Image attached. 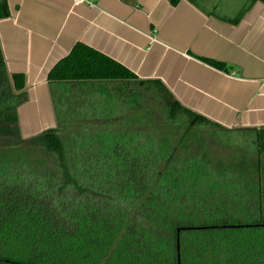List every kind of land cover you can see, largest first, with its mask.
<instances>
[{
    "label": "trees",
    "instance_id": "obj_1",
    "mask_svg": "<svg viewBox=\"0 0 264 264\" xmlns=\"http://www.w3.org/2000/svg\"><path fill=\"white\" fill-rule=\"evenodd\" d=\"M188 1L231 24L264 4ZM7 14L0 0V19ZM47 81L56 126L22 138L24 76L7 71L0 46V264H177V240L180 264H264V126L224 128L171 100L158 81L148 83L168 98L165 122L147 111L124 126L115 116L135 114L141 96L122 93L146 82L79 42ZM75 87L86 101L72 96ZM200 129L248 146L254 167L246 155L237 166L213 165Z\"/></svg>",
    "mask_w": 264,
    "mask_h": 264
},
{
    "label": "crops",
    "instance_id": "obj_2",
    "mask_svg": "<svg viewBox=\"0 0 264 264\" xmlns=\"http://www.w3.org/2000/svg\"><path fill=\"white\" fill-rule=\"evenodd\" d=\"M6 5L0 46L7 71L24 76L27 101L17 112L26 138L56 126L47 75L77 42L145 84L158 81L170 99L224 128L264 126L261 2L236 24L207 15L188 0L175 5L168 0H94L93 5L6 0Z\"/></svg>",
    "mask_w": 264,
    "mask_h": 264
},
{
    "label": "rangeland",
    "instance_id": "obj_3",
    "mask_svg": "<svg viewBox=\"0 0 264 264\" xmlns=\"http://www.w3.org/2000/svg\"><path fill=\"white\" fill-rule=\"evenodd\" d=\"M236 1H237V5H238L239 1L238 0H236ZM233 4L234 3L231 1L228 4V7L229 8L231 7L233 9V12H234ZM237 9H238V6H237ZM61 87H63V86H59L58 88L56 86V88H57L59 93L60 92L64 93V95H63L64 97L62 96L63 98L62 99L60 98V102L62 101L64 103L67 97H65L66 93ZM67 88L70 89V86L67 87ZM71 89H72L71 93H73L72 96L76 100L86 101V95L85 94L82 95V92L78 91V89L76 87L74 89L73 88H71ZM71 93L68 92L67 96H70ZM137 93L140 94V96H141V98L138 99V103L137 104H140L141 106L140 107L137 106V107L134 108L135 109V114L131 113L129 115V114L126 113L125 115H119V117L115 116L116 120L120 121V118L122 117V120L120 121V123L125 126L126 123L129 122L128 120H131L133 118L134 121H135L137 118H141L142 116H144V114L147 111H149V115H150L149 117L151 118V120L159 121L160 123H164L165 122L164 121V107L167 106L166 105L167 104L166 103V99H168V98L163 94V92L161 90H159V89L154 90L150 84H138V83H135V85L131 87V91H129V93L124 91L122 93V95L125 98H127L126 100H128L129 97H130L131 100H134L135 99V95ZM56 95H57V93H56ZM68 100H69V98H68ZM108 105L109 104H107V105L103 104V106L105 107V110L107 108H109ZM76 106L78 108L77 109L78 111L81 110V112H85L87 110L86 107L81 102L77 103ZM121 107L123 108V106H121ZM116 108H118V107H116ZM67 110H69V109L66 108L64 110L63 115H68V111ZM107 115L110 116V113H107ZM80 118H82V116ZM161 119H162V121H160ZM121 124H119V125H121ZM149 128L151 129L152 126H150ZM216 130L217 129H210V130L200 129L199 130V134H203V138L206 139L205 140L206 151L208 152L209 158L212 161L213 165L216 162L221 161L224 164H233V165L237 166V165L241 164V161L243 160L244 156L246 155V156H248L247 160L254 167L255 158H253L250 155V151H249L250 149H248L249 148L248 146L244 147L243 151H241L238 148H234V147H231V146L229 147L228 145L222 144V143H220V141L218 142L217 139H215V140L211 139V135H208V134H214V132L216 134H219V132L216 131ZM180 134H182V133H180ZM228 134H247V133H243V132H240V131H234V132L228 133ZM22 138H26V137L22 136ZM29 157H30V159H38V158L41 157V154L37 153V152H34V151H31Z\"/></svg>",
    "mask_w": 264,
    "mask_h": 264
},
{
    "label": "built area",
    "instance_id": "obj_4",
    "mask_svg": "<svg viewBox=\"0 0 264 264\" xmlns=\"http://www.w3.org/2000/svg\"><path fill=\"white\" fill-rule=\"evenodd\" d=\"M80 2H84L85 4L88 5H93L94 0H78ZM231 75H234V73H230Z\"/></svg>",
    "mask_w": 264,
    "mask_h": 264
},
{
    "label": "water",
    "instance_id": "obj_5",
    "mask_svg": "<svg viewBox=\"0 0 264 264\" xmlns=\"http://www.w3.org/2000/svg\"><path fill=\"white\" fill-rule=\"evenodd\" d=\"M177 264H180V256H179V245L177 240Z\"/></svg>",
    "mask_w": 264,
    "mask_h": 264
}]
</instances>
